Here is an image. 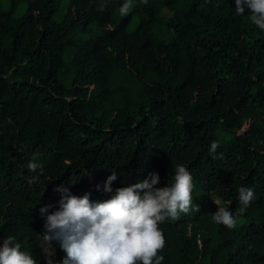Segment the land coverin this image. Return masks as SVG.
<instances>
[{
  "label": "trees",
  "instance_id": "16d2710c",
  "mask_svg": "<svg viewBox=\"0 0 264 264\" xmlns=\"http://www.w3.org/2000/svg\"><path fill=\"white\" fill-rule=\"evenodd\" d=\"M125 2L0 3V246L15 236L46 264L44 223L62 195L103 202L153 172L165 187L183 165L199 211L158 224L161 264H264V31L235 0H132L121 16ZM90 22L99 32L80 38ZM241 186L255 199L239 216ZM214 199L235 228L212 219ZM50 250L60 264L59 241Z\"/></svg>",
  "mask_w": 264,
  "mask_h": 264
},
{
  "label": "clouds",
  "instance_id": "9594fccd",
  "mask_svg": "<svg viewBox=\"0 0 264 264\" xmlns=\"http://www.w3.org/2000/svg\"><path fill=\"white\" fill-rule=\"evenodd\" d=\"M141 2L146 5L148 0ZM131 8L132 0H126L120 15H128ZM235 9L237 15L250 10V20L264 31V0H235ZM99 10L103 11V6ZM218 147L217 142L210 145L213 160L223 158L222 153L217 155ZM27 167L36 172L41 166L30 161ZM149 177L115 189V195L103 202H90L88 194L62 195L59 209L48 214L44 223L46 264H53L54 252L50 250L53 240L59 241L66 254L60 264H153L154 261L161 264L164 257L157 253L164 248L165 237L158 224L166 219L177 220L181 213L199 211V206L193 205V177L185 166L174 168V176L165 187H156L160 180L158 173H150ZM117 179L118 174L113 170L103 184V191L112 193V184ZM97 189L100 190V185ZM56 190L68 193L67 188ZM254 199L253 189L239 187L237 215L242 216ZM213 201L217 205L212 215L215 223L235 228L236 218L229 206L220 200ZM51 207H41L40 213H48ZM0 264H37V261L30 253L21 251L16 237L9 235L0 246Z\"/></svg>",
  "mask_w": 264,
  "mask_h": 264
},
{
  "label": "rangeland",
  "instance_id": "374dc122",
  "mask_svg": "<svg viewBox=\"0 0 264 264\" xmlns=\"http://www.w3.org/2000/svg\"><path fill=\"white\" fill-rule=\"evenodd\" d=\"M0 3L2 5V7H6L7 6V0H0ZM24 7V2L20 3L17 7V10H16V13L18 14L22 8ZM64 8H65V3L62 2L61 3V7L60 9L54 14V18L55 20H58L63 11H64ZM164 13H167V11L163 10ZM137 21V16L134 15L132 16L131 20L128 22L127 26L128 27H131L135 24V22ZM100 28L97 24H95V22H90L88 23L87 27L85 29H81L79 32H78V36L80 38H85V37H88L90 34L92 33H97L99 32Z\"/></svg>",
  "mask_w": 264,
  "mask_h": 264
}]
</instances>
